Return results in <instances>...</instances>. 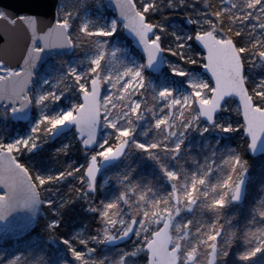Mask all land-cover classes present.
<instances>
[{
  "label": "snow or ice",
  "instance_id": "6c2138e0",
  "mask_svg": "<svg viewBox=\"0 0 264 264\" xmlns=\"http://www.w3.org/2000/svg\"><path fill=\"white\" fill-rule=\"evenodd\" d=\"M113 3L115 16L107 22L82 17L75 27L73 21L78 11H70L63 3L56 4L54 16L46 22L33 14L13 18L0 10V20L13 27L20 25L22 29V36L0 34V49L4 52L0 56V115L22 112L31 105L60 106L55 112L41 111L26 135L7 140L0 136V224H5L16 212L26 211L32 217V223L24 228L26 233L43 220L40 230L47 233L46 240L60 241L65 249L66 255L59 264H100L88 259L94 252L88 247L89 242L133 236L132 250H122L117 264H128L125 257L138 255L142 264H198L200 246L211 250L208 264H227L237 241L241 242L236 254L240 264H264V207L253 209V219L248 223L256 224L255 228L240 231L227 229L220 223L226 205L241 200L247 171V162L241 154L236 149L228 150L222 163L229 171L215 182L209 179L214 164L208 158L190 172L182 166L169 167L158 156L161 151L170 157L182 153L184 130L196 124L202 125L198 128L201 133L215 128L241 134L245 146L256 151L257 141L264 134V80L249 87L245 57L251 53V58L264 60V40L257 39L250 47H244L241 31L233 28L251 18L255 23L250 27H259L264 32V0H246L242 15L223 7L211 10L212 6L205 0L207 10L198 13L200 19L186 14L187 23L194 27L183 34L169 33L175 45L168 47L164 46L166 29L151 19L159 7L158 0H113ZM169 6L176 7L172 0ZM226 15L231 18L228 27L222 23ZM122 30L135 37L142 62L125 65L122 71L112 73L105 67L107 55L111 53L115 58L121 49H108L107 45ZM92 42L97 51L78 62L85 65L83 71L61 60L64 70L42 79L40 87L32 91L42 54L64 49L83 51V45ZM162 52L169 58L167 66L160 69L161 80L179 78L185 90L176 94L167 83H162L159 89L153 86V99L163 101V107L159 113L152 112L151 127L163 131L173 126L171 116L178 115L184 120L188 114L186 122L179 125V134L168 132V136L176 137L170 145L159 139L143 142L134 136V121L143 118L146 101L133 97L143 96L144 69ZM121 102H125L126 111L122 117L114 116L112 110ZM121 119L127 122L120 123ZM65 125L71 127L72 139L54 149L56 158L67 157L78 144L85 156L84 163L68 160L55 170L42 171L22 158L38 150L42 137L50 138ZM101 129L110 131L101 136ZM146 132L147 129L140 135ZM129 142L153 160L170 189L158 192L151 184L141 185L132 180L130 171L125 176L116 174L120 186L117 194L96 202L97 188L103 186L97 180L99 162L120 156ZM69 179L74 181L68 185L71 197L57 196L58 189L52 185L65 184ZM81 199L98 220L97 235L81 239L84 233L81 229L65 237L61 231L64 210ZM259 203L264 205V199ZM186 209L192 213L200 210L202 220L188 218L184 214ZM204 209L208 210L206 218H203ZM231 221L232 217H227L225 224ZM193 228L198 234L196 244L187 247L182 241L193 234ZM23 260V253L7 259L0 256V264H23Z\"/></svg>",
  "mask_w": 264,
  "mask_h": 264
},
{
  "label": "trees",
  "instance_id": "16d2710c",
  "mask_svg": "<svg viewBox=\"0 0 264 264\" xmlns=\"http://www.w3.org/2000/svg\"><path fill=\"white\" fill-rule=\"evenodd\" d=\"M88 0H60L59 3H63L68 6L70 11H78L76 17L74 18L73 25L80 23L81 18L83 17V2ZM99 1L102 3V0H93ZM138 2V1H137ZM246 0H207V5H211V10H218L223 7L226 9H231L232 13L235 15H242L245 9ZM176 7H171L165 10H158L152 13L151 19L154 22H159L165 29L166 32L163 33L165 47H168L170 44L175 45V40L173 36L169 35L171 31H168L169 26L172 22L177 21L181 18L182 23L185 27L188 26L186 14L192 16L195 19H200L198 13L204 12L207 10V5L205 0H184V3H180V0L176 1ZM103 10L112 14L110 10L104 7ZM253 15H256L253 12ZM178 18V19H177ZM177 19V20H176ZM225 27L231 26L230 16H225L222 21ZM251 18L244 21L243 23H238L233 28V31H241V35L245 40L244 47H250L251 43L257 39L264 40V32L261 31L259 27L253 29L250 27L251 24H254ZM194 26L191 25L192 29ZM189 28V26H188ZM189 29V30H190ZM170 30V29H169ZM129 41V39L127 38ZM95 43H88L83 45L85 50H93ZM82 50L74 49L71 54H64L60 56H54L53 58L57 61L66 59L75 55L80 57ZM168 57L167 53H164ZM169 58V57H168ZM250 61V62H249ZM245 72L249 82V87L255 86L260 80H264V60H261L259 57L251 58V53L245 57ZM175 83H180L179 78L173 80ZM143 94L148 95L144 109L146 111V122L149 127L152 125V117L150 106L153 105L154 100L152 99V92L150 89L145 88ZM56 105V104H55ZM54 105L51 107L53 108ZM187 113L185 114V121L187 119ZM20 125H24L20 123ZM198 128L200 125L198 124ZM149 130L154 131L152 128ZM215 130V129H214ZM218 130V129H217ZM141 127H137L134 133V136L137 139L142 141H149L151 138H156L157 134L154 137L149 135L146 139L140 135ZM188 139L192 144V147L184 149L180 156L174 158L170 157L168 154L158 153L159 159L165 162V159H169V163L174 161L175 167L178 169L181 166L185 169H188L190 172L193 169H196L198 165L204 164L205 158H208L213 164V171L209 173V179L211 182H214L218 177L226 175L228 173L227 167L222 163L224 157L228 154L229 149H236L242 156L243 160L247 162V173L250 176L249 183L247 185L248 194L245 195L244 200L241 203L233 204L229 203L226 205L224 211L221 213L220 223L225 225V228L232 229L237 228L240 231L247 230L248 227L255 228L256 224H249L248 222L253 219V209L256 207H264L259 201L264 199V155L262 157H251L248 155L246 141L243 139L241 134L226 133L222 131L212 132L210 128L206 133H198L193 130L191 127L187 129ZM156 133V132H155ZM72 139V131H71ZM69 140V141H70ZM59 140H50V138L42 137V142L38 150L34 153L26 154L22 158L33 162V165L42 171L55 170L59 168L62 163H66L68 160H75L78 163H84L85 156L81 150L80 145H74L71 152L67 157L56 158L54 149L59 146ZM68 143V142H67ZM212 153H215L213 156ZM172 159V161L170 160ZM124 161V162H123ZM122 162V163H121ZM219 165V168L215 167ZM132 172V180L138 181L141 185L151 184L158 192H163L168 190L166 186H160L159 182L162 181V177L157 173L155 164L153 160L146 154L135 149L134 146L129 143V147L126 150V153L123 159L117 161L116 163L106 167L103 173H107L110 176V181L107 182L106 187L97 188L95 193V200L98 202L101 199L107 200L113 195L117 194L120 190V186L116 183V174L120 176L128 175L129 172ZM74 181L69 179L67 183L62 185H52L53 189H58L56 195L59 196L64 194L66 198L71 197V193L68 192V185L73 184ZM110 184V185H109ZM135 199V197H133ZM241 206V207H240ZM88 204L81 200H76L74 203L67 209L64 210V221L62 224V234L67 237L69 234L76 232V230L84 229L82 234L84 237L89 235H96V230L100 227L96 216L87 211ZM127 212V208L124 209ZM188 218L201 219V211L197 210L195 213L191 211L185 214ZM203 218L208 216V210H203ZM227 217H232L231 223L225 224V219ZM258 220L259 217L256 216ZM43 220L40 221L34 228V230L29 234L34 233L38 239L35 242H29V240H0V256H3L4 259L12 256L16 253H23V264H53L55 260L58 259L57 254H61L65 251L62 242L56 241L51 242L46 240L47 233L42 232L40 228L42 227ZM79 229V230H80ZM193 233H195V228H193ZM198 235V234H196ZM75 242V241H74ZM184 241H182L183 243ZM184 244V243H183ZM241 248V242L237 241L235 246L232 248V253L227 258V264H240L237 253ZM126 247L124 248L125 251ZM106 252V254H105ZM64 256L66 255L63 253ZM63 257V255H62ZM64 258V257H63ZM93 261H100V264L105 263L104 258L113 259L115 264H117L116 259L118 258L117 253H113V249L107 247L106 250H94L93 255H91ZM139 260L129 257H125L126 261L132 264H142L140 256L137 257Z\"/></svg>",
  "mask_w": 264,
  "mask_h": 264
},
{
  "label": "rangeland",
  "instance_id": "374dc122",
  "mask_svg": "<svg viewBox=\"0 0 264 264\" xmlns=\"http://www.w3.org/2000/svg\"><path fill=\"white\" fill-rule=\"evenodd\" d=\"M91 1L93 2V0H88V1L83 2V18L93 19V20H96L98 22L104 23V22H107L108 19L114 17L113 14H108V13H106L103 10V5L101 4V2L95 1L94 3H92ZM137 1L139 2V0H137ZM176 1H178V0H172V4H175ZM158 4H159V7L156 9V11L165 10V9L171 8V6H169V0H158ZM188 26H189V28H188ZM188 26L185 27V25L182 23L181 18H179L177 21H174V22H172L170 24V26H169L170 30L168 29V31H171V33L175 32L177 34H183L185 31H187V30H189L191 28L190 24H188ZM173 39H174V37H173ZM107 48L108 49H115V48L121 49V51L116 53L115 58L112 57L111 53H109L107 55V58H106V61H105V67H106L107 70L111 71L112 73H116V72L122 71V69H123V67L125 65L135 66L136 64L142 62L141 55L133 47L131 40H129V41L127 40V37L123 33V30L121 31V33H120V35H119V37L117 39L111 40L108 43ZM73 50L74 49H72V51ZM96 51H97V49H96V45H95L93 50L82 51L83 53L81 54L80 57L72 55L71 57L66 58V59H62V60L67 61L70 64L76 65L81 71H83L84 68H85V65L83 63H78V62L82 61V60H85L89 55H92ZM164 56H165V60L167 61L168 57L166 55H164ZM121 61L123 63H121ZM166 66H167V64L165 62L164 67H166ZM63 70H64L63 65L59 61H57L53 57L48 59L41 66V68L38 70V72L36 73V78H35L34 83H33L32 91L35 92L40 87V82H41L42 79L50 77V76H55L57 72H62ZM144 75H145V78H146L145 79V88H148V89L151 90L152 99H153V96L155 95V92L153 90V86H155L156 89H159V87L162 85V83H167V85L169 87L174 89L176 94H179V93H181V92H183L185 90L181 83H178V82L175 83L173 80L172 81H162L160 72H158L156 74H153L152 72H150L149 70H147L145 68L144 69ZM145 88L142 89L141 91L143 92L145 90ZM147 97H148V95H147ZM147 97L144 94H143L142 97L137 94L133 98L137 99V100L146 101ZM124 103L125 102H121L120 106L118 108H114L112 110L114 116H117V117H122L123 116V113L126 111V108L124 107ZM52 105H54L53 108L51 107ZM59 107H60L59 105H55V104H50L47 107H45L43 105H41V106L32 105L31 117L29 116V118L26 119V121H24L25 122L24 125H20L18 120H11V118L9 116V113L6 116L0 115V136H4V138L7 140V139L14 138V137H17V136L26 135L27 132L29 131V125L32 122H34L35 119L38 118L39 113L41 111H47V112L51 113V112L57 111L59 109ZM162 107H163V101H156V100H154L153 105L149 107L150 111H151L150 113H151V117H152V124H153L152 112L155 111V112L159 113ZM146 111H147V109H144V113H143V118L142 119L134 121V123L136 125V128L137 127L138 128L141 127L140 134L142 132H145V130L147 129V132L143 136L144 137L143 139H146L149 135H151V137H154L157 134V137L156 138H151V140L159 139L160 141H162L163 144H169L170 145V143L172 141H174L176 139V137L175 136H168V132L169 131H175L177 134H179V131H180L179 125H181L185 121V117H184V120H181V119L178 118V115L171 116L170 117V125H173V126L169 127V128H166L163 131H161V130L155 129L154 127H149L148 126V124L146 122ZM165 111H171V110L170 109H165ZM126 122H127L126 119H121L120 120V123H126ZM197 126H198V124H196L195 126H192L191 128L193 130L197 131L198 133H201V132L198 131V127ZM201 126L202 125H200V127ZM149 128H152L153 130H155L156 133L154 131H152V133H151ZM214 129L215 128H210V130L212 132H218L219 131L217 129H215V130ZM109 131H110L109 129H102L101 136H103L104 133L109 132ZM184 133L185 134H184V138H183V148L184 149L190 148V147H192V144L190 143V141L188 139V131H187V129L184 130ZM70 137H71L70 133L66 134L65 137L62 138V140H60L59 143L62 144V143L69 142ZM165 137H167V140L164 139ZM125 153H126V151H125ZM125 153H124V155H125ZM160 153L166 154L164 151H161ZM124 155L121 157V159H123ZM180 155H181V153L179 155H177V157L180 156ZM262 156H260V157H262ZM172 158H174V157H172ZM170 160L172 161V159H170ZM165 162H168V163H165V164H167L169 167L176 168L175 165H174V161L169 163V159H165ZM203 162L205 163V160ZM155 168L157 169V173L160 175L159 169H158V167L156 165H155ZM160 177H162V176L160 175ZM249 180H250V176H248L247 185L249 183ZM105 181H106V183H105ZM109 181H110V176H108L107 173H104L103 178H102V182H101V184H103L104 188L106 187L105 185H107V182H109ZM159 185L160 186H166V188L168 190L170 189V185L167 183V181L163 177H162V181L159 182ZM247 189H248V187H247ZM246 194H248L247 191H246ZM198 203H199V201H198ZM189 212H190V210L186 209L184 214L189 213ZM79 229L76 230V232H79L81 230V229L80 230ZM95 234L97 235V232ZM115 234H118V232L115 233ZM181 235H183V233H181ZM101 236H102V234H101ZM35 238H36V236L34 235V233H32L25 240H29V242H30V241H32ZM79 238L84 239L86 237L81 235ZM134 239H135L134 236L131 237L123 248L113 247L112 248L113 249V253H117L118 258H119L121 256V254H122V250L124 251L125 247H126L125 251H131L133 246H134L133 245V240ZM196 239H197V235L193 233V234H191L189 236H186L184 238V240H183L184 241L183 243L187 247H192V246H194L196 244ZM103 242H104V240H101V242H99V243H97V242H89L88 247H91L94 250H101V247H102V250H106V247L104 248V246H102V244L104 245ZM77 246L79 247V245H77ZM109 248H111V247H109ZM209 250H210L209 248H206L204 246H200L199 247L198 264H205L207 256H208V253H209ZM63 253H65V251L62 252L61 254H57L58 259L55 260L53 264H59L60 260L63 259V257H64ZM93 253H91L88 256V259L90 261H93V259L91 258V255H93ZM105 254H106V252H105ZM62 255H63V257H62ZM137 257H131V258H133V260L135 261V259L139 260ZM118 258L116 259V262L118 261ZM104 260H105V263H103V264H115L113 259L111 260L110 258H104ZM129 264H132V263H129Z\"/></svg>",
  "mask_w": 264,
  "mask_h": 264
},
{
  "label": "water",
  "instance_id": "95a60500",
  "mask_svg": "<svg viewBox=\"0 0 264 264\" xmlns=\"http://www.w3.org/2000/svg\"><path fill=\"white\" fill-rule=\"evenodd\" d=\"M59 0H0V10L7 11L10 15L15 18V16L21 14H33L38 16L42 21H47L52 18L55 14V6L58 4ZM104 6L110 9L115 16V9L113 0H102ZM8 33L9 35H17L22 36V29L20 25H16L15 27L9 25L6 21L0 20V34ZM123 33L132 41L134 48L141 54V49L139 48L138 42L135 40V37L128 30H123ZM72 52V49H64V50H55L53 52H45L42 54L41 60L38 62V67L52 54L61 55V54H69ZM4 52L0 49V56H3ZM165 65V58L163 52L160 53L156 60L153 62L151 66H146L145 68L150 70L152 73L156 74L160 72ZM37 70V69H36ZM35 70V71H36ZM35 78V77H34ZM31 106L25 108L22 112L11 113L9 112L10 117L13 120L20 119L26 120L30 116ZM71 129L70 126L65 125L63 128H58L51 136V139L59 138L64 133ZM262 146H264V134L257 141L256 151L247 148L248 155L252 157H257L259 155L264 154V150H261ZM123 153L118 157L103 159L99 162L98 172L106 166L116 162ZM246 183H247V172L244 175V182L242 187L241 194V202L246 193ZM233 201L232 203H239ZM32 223V217L26 211H18L13 214L5 224H0V237L3 239H20L30 233L35 226L31 227L30 231L24 232V228ZM130 238V237H129ZM129 238H120L117 240H105V242L109 245H117L119 243L128 240ZM211 251V250H210ZM209 251V253H210ZM209 253L207 257L206 264L209 262Z\"/></svg>",
  "mask_w": 264,
  "mask_h": 264
},
{
  "label": "flooded vegetation",
  "instance_id": "af4514ba",
  "mask_svg": "<svg viewBox=\"0 0 264 264\" xmlns=\"http://www.w3.org/2000/svg\"><path fill=\"white\" fill-rule=\"evenodd\" d=\"M102 130V129H101ZM56 140H62V138H59V139H56ZM104 169L101 171V173H99V175L97 176V180H98V184H101V182H102V178H103V175H104ZM96 230V229H95ZM104 245L102 244V246H104V248L106 247H108V244L105 242V240H104ZM126 243H123V244H121V246H123V245H125ZM101 249H102V247H101Z\"/></svg>",
  "mask_w": 264,
  "mask_h": 264
}]
</instances>
